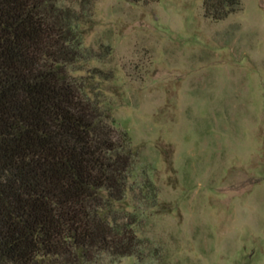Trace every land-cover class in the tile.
<instances>
[{"label":"rangeland","instance_id":"obj_1","mask_svg":"<svg viewBox=\"0 0 264 264\" xmlns=\"http://www.w3.org/2000/svg\"><path fill=\"white\" fill-rule=\"evenodd\" d=\"M139 155L121 218L135 255L98 264H264V0H60ZM102 74V75H101Z\"/></svg>","mask_w":264,"mask_h":264},{"label":"trees","instance_id":"obj_2","mask_svg":"<svg viewBox=\"0 0 264 264\" xmlns=\"http://www.w3.org/2000/svg\"><path fill=\"white\" fill-rule=\"evenodd\" d=\"M59 2L0 0V264H98L137 251L120 214L139 146L104 105L101 70L74 74L82 35ZM241 8L203 0L216 21Z\"/></svg>","mask_w":264,"mask_h":264}]
</instances>
